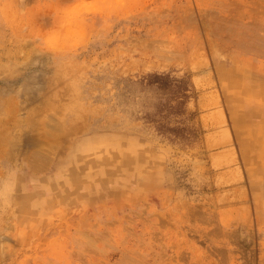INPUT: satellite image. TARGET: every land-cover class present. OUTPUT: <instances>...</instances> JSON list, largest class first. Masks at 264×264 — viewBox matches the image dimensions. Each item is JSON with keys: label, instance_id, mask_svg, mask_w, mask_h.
<instances>
[{"label": "rangeland", "instance_id": "374dc122", "mask_svg": "<svg viewBox=\"0 0 264 264\" xmlns=\"http://www.w3.org/2000/svg\"><path fill=\"white\" fill-rule=\"evenodd\" d=\"M0 264H264V0H0Z\"/></svg>", "mask_w": 264, "mask_h": 264}]
</instances>
